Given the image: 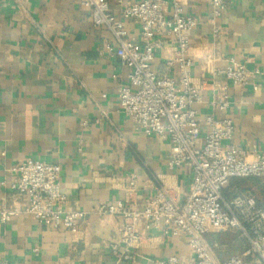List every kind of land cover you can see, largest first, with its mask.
I'll use <instances>...</instances> for the list:
<instances>
[{"label": "crops", "instance_id": "0c3cea01", "mask_svg": "<svg viewBox=\"0 0 264 264\" xmlns=\"http://www.w3.org/2000/svg\"><path fill=\"white\" fill-rule=\"evenodd\" d=\"M178 1L196 20L188 32V55L193 62L190 77L201 96L196 104L201 138L209 131L207 116L230 118L235 129L224 146L241 147L249 160L264 155V0L229 1L218 18L209 0ZM108 2L129 36L142 44L140 23L123 19L118 0ZM172 11L173 0H166V15ZM154 41L160 44L154 53L155 71L179 83L177 39L157 34ZM118 47L106 26L95 25L81 0H0V210L20 212L6 222L0 218V260L157 264L176 255L183 264H192L189 237L165 232V223L149 230L139 223L143 235L131 250L133 257L114 256L110 244L120 238L125 219L96 212L98 206L118 200L142 208L159 192L181 205L193 178L187 165H169V140L145 135L123 111L119 88L128 82L130 69ZM231 59L259 73L237 86L219 72ZM224 89L229 106L220 110L217 103ZM27 159L61 166L66 197L61 207L87 212L76 230L45 226L24 212L28 196L10 184L13 166ZM132 178L134 186L129 185ZM238 194L252 195L264 206V180L231 179L224 196Z\"/></svg>", "mask_w": 264, "mask_h": 264}, {"label": "built area", "instance_id": "2783aa9c", "mask_svg": "<svg viewBox=\"0 0 264 264\" xmlns=\"http://www.w3.org/2000/svg\"><path fill=\"white\" fill-rule=\"evenodd\" d=\"M209 1L214 18H218L228 2L233 0ZM118 2L122 6L123 19L140 23L145 40L142 44L129 36L125 22L110 11L108 0H81V4L92 11L95 25L106 26L114 35L119 44L117 53L130 69L128 82L119 88L120 105L145 135L169 140L172 152L169 165H187L193 172V178L181 205L168 199L164 192H159L142 208H132L122 200L98 206V214L118 215L125 219L120 238L110 244L111 253L118 258L131 259L132 248L142 240L138 224L143 223L149 230L165 223V232L189 237L192 264H264V206H259L252 195L224 196V189L233 178L264 179V155L257 154L249 160L241 147L224 146L231 140L235 129L230 118L217 120L212 115L207 116L205 123L209 131L201 138L196 108L201 96L190 77L193 62L188 55V32L195 27V18L184 13L178 0H173L170 16L166 15V0ZM157 34L177 39V61L181 65L179 83L172 77L159 74L153 67L154 53L160 45L154 41ZM219 72L237 86L247 85L249 78L259 73L258 70L249 72L235 59H231ZM253 88L257 89L258 85ZM217 105L220 110L229 106L225 89ZM12 170L15 177L11 188L26 194L29 199L25 213L45 226L67 230L78 228L87 212L61 207L66 197L62 192V168L59 164L27 159L15 164ZM129 185L134 186V178ZM18 213L17 209H2L0 218L6 222ZM230 231L239 233L247 241V248L241 255L233 254L220 260L214 250L218 242L211 244L206 236ZM0 264L9 263L0 260ZM157 264L183 263L178 256L171 255Z\"/></svg>", "mask_w": 264, "mask_h": 264}, {"label": "rangeland", "instance_id": "374dc122", "mask_svg": "<svg viewBox=\"0 0 264 264\" xmlns=\"http://www.w3.org/2000/svg\"><path fill=\"white\" fill-rule=\"evenodd\" d=\"M217 235L218 246L215 247V252L218 255L222 254V257L218 259H227L232 253H236L241 255L247 248V241L240 236L239 233L230 231V232H222V233H212ZM211 236V235H209ZM207 237V241L210 243L213 237ZM219 241L221 243H219Z\"/></svg>", "mask_w": 264, "mask_h": 264}, {"label": "trees", "instance_id": "16d2710c", "mask_svg": "<svg viewBox=\"0 0 264 264\" xmlns=\"http://www.w3.org/2000/svg\"><path fill=\"white\" fill-rule=\"evenodd\" d=\"M249 178H255V177H249ZM256 179L264 180L263 178H256ZM214 242H218L217 235L215 237H213L212 241H210L211 244H213ZM219 243H221V242L219 241ZM234 254H236V253H234ZM231 255H233V253Z\"/></svg>", "mask_w": 264, "mask_h": 264}, {"label": "clouds", "instance_id": "9594fccd", "mask_svg": "<svg viewBox=\"0 0 264 264\" xmlns=\"http://www.w3.org/2000/svg\"><path fill=\"white\" fill-rule=\"evenodd\" d=\"M209 66H210V64H209Z\"/></svg>", "mask_w": 264, "mask_h": 264}]
</instances>
